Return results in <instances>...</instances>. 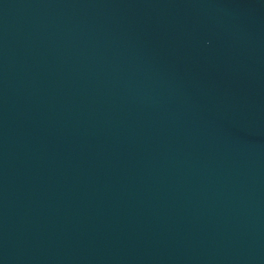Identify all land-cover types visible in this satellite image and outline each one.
<instances>
[{
  "label": "water",
  "instance_id": "obj_1",
  "mask_svg": "<svg viewBox=\"0 0 264 264\" xmlns=\"http://www.w3.org/2000/svg\"><path fill=\"white\" fill-rule=\"evenodd\" d=\"M0 264H264V0H0Z\"/></svg>",
  "mask_w": 264,
  "mask_h": 264
}]
</instances>
